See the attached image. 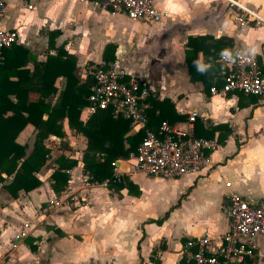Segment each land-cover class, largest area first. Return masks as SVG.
Returning <instances> with one entry per match:
<instances>
[{"label":"crops","instance_id":"1","mask_svg":"<svg viewBox=\"0 0 264 264\" xmlns=\"http://www.w3.org/2000/svg\"><path fill=\"white\" fill-rule=\"evenodd\" d=\"M237 1L264 17V0ZM152 2L164 15L146 24L78 0H5L0 29L14 30L16 44L36 60L54 53L46 48L47 32L58 30L55 46L75 58L79 82L90 79L104 46L113 44L114 58L129 74L147 81L154 98L168 99L182 116L177 121L194 110L203 128L220 125V131L227 128L229 133L197 173L162 178L134 170L130 155L114 160L112 171L132 185L131 192L126 187L116 192L86 180L81 164L86 138L63 119L62 137L48 135L43 141L50 147L35 174L40 184L27 192L19 190L15 198L0 186V264H186L194 250L187 241L206 233L214 243L227 230L222 212L227 194L248 201L264 197V101L205 93L200 80L189 79L184 57L188 37H221L229 47L255 54L264 70V24L238 25L225 0ZM202 63L206 58L198 52L196 65ZM26 66L31 68L29 62ZM63 83L62 77L55 80L59 90ZM85 109L86 105L78 117L82 123L88 117ZM137 131L142 130L130 125L127 134ZM33 136V126L27 123L15 140L28 151ZM61 154L76 164L66 170L67 184L55 193L50 173ZM165 212L161 223L151 222ZM23 223L29 225L27 234L15 242L12 237ZM257 259L264 261V236L258 239Z\"/></svg>","mask_w":264,"mask_h":264},{"label":"trees","instance_id":"2","mask_svg":"<svg viewBox=\"0 0 264 264\" xmlns=\"http://www.w3.org/2000/svg\"><path fill=\"white\" fill-rule=\"evenodd\" d=\"M58 34V30L47 32L46 48L54 50V53H46L44 60H36L25 47L15 43L2 50L0 186L8 195L15 198L19 190L27 192L40 184L35 174L44 166L49 152L43 141L48 135L62 137V120L65 119L69 128L86 138V146L81 152L82 172L86 175V180L99 183L107 179L109 187L114 191L126 187L128 192H131L132 185L125 176L118 181H110L112 162L116 159H127L130 154H134L143 132L127 134L129 120L114 117L109 109L94 110L84 123L78 119L80 109L87 104L91 80L86 77L84 81H78L74 74L75 58L61 46H55ZM222 39L205 35L188 37L186 41L184 57L189 79L200 80L205 93H208L209 87H220L224 81V66L217 60L229 46L222 43ZM198 52L206 58V63L200 66L196 65ZM113 58L114 45L106 44L101 53V63H107ZM28 62L31 68H27ZM59 77L64 79L60 90L55 85V80ZM53 96L55 100L52 102ZM153 96L150 94L147 97L145 115L148 128L156 129L162 120L174 122L182 119L168 99L158 100ZM27 123L34 129L32 144L28 151L25 144H19L15 140ZM216 129L219 130L215 138L216 144H222L229 133L227 128L223 131H220V125L203 128L196 118L194 120L196 137L212 138ZM54 163L56 167L50 173L52 180L50 186L53 192L58 193L69 179L66 170L73 167L76 160L68 159L61 154L54 158ZM133 193L138 195L139 190ZM166 216L167 212L151 222L159 224Z\"/></svg>","mask_w":264,"mask_h":264},{"label":"built area","instance_id":"3","mask_svg":"<svg viewBox=\"0 0 264 264\" xmlns=\"http://www.w3.org/2000/svg\"><path fill=\"white\" fill-rule=\"evenodd\" d=\"M78 1L87 2L93 8L110 14L122 13L146 24L157 23L164 15L152 0ZM225 1L227 7L234 11L238 25L264 24L263 16L237 0ZM27 7L30 8L29 5ZM5 13V0H0V20ZM18 41L14 30L0 29V65L3 62L2 50ZM219 61L224 66V81L220 87H209L210 95L242 94L264 101L263 64L255 54L232 45L222 53ZM89 76L91 83L86 116L96 109H109L114 117L129 120L132 127L143 132L135 153L130 154L134 170L162 178H175L185 173H197L203 168L206 153L216 147V140L194 135L196 111L188 112L183 121L162 120L153 130L146 126L147 97L153 92L147 81L129 74L116 58L93 67ZM43 144L49 150V143ZM119 178L120 175L112 171L110 181H118ZM99 184L112 191L109 180ZM222 212L227 218V230L214 243L206 233L187 241L185 245L194 247V250L189 253L186 264H264L257 259L258 239L264 236V197L248 201L238 194L229 193L222 204ZM28 227V223H23L12 240L17 242L25 237Z\"/></svg>","mask_w":264,"mask_h":264},{"label":"snow or ice","instance_id":"4","mask_svg":"<svg viewBox=\"0 0 264 264\" xmlns=\"http://www.w3.org/2000/svg\"><path fill=\"white\" fill-rule=\"evenodd\" d=\"M169 3H171V0H169Z\"/></svg>","mask_w":264,"mask_h":264},{"label":"water","instance_id":"5","mask_svg":"<svg viewBox=\"0 0 264 264\" xmlns=\"http://www.w3.org/2000/svg\"><path fill=\"white\" fill-rule=\"evenodd\" d=\"M161 56V53L159 54V57Z\"/></svg>","mask_w":264,"mask_h":264},{"label":"clouds","instance_id":"6","mask_svg":"<svg viewBox=\"0 0 264 264\" xmlns=\"http://www.w3.org/2000/svg\"><path fill=\"white\" fill-rule=\"evenodd\" d=\"M227 54V53H226ZM203 69L201 68V71H202Z\"/></svg>","mask_w":264,"mask_h":264},{"label":"rangeland","instance_id":"7","mask_svg":"<svg viewBox=\"0 0 264 264\" xmlns=\"http://www.w3.org/2000/svg\"><path fill=\"white\" fill-rule=\"evenodd\" d=\"M49 151V150H48Z\"/></svg>","mask_w":264,"mask_h":264}]
</instances>
